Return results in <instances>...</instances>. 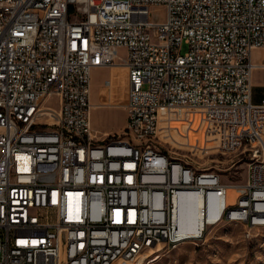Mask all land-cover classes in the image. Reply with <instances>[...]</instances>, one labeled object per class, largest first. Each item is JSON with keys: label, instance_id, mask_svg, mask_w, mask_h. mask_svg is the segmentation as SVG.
Listing matches in <instances>:
<instances>
[{"label": "built area", "instance_id": "1", "mask_svg": "<svg viewBox=\"0 0 264 264\" xmlns=\"http://www.w3.org/2000/svg\"><path fill=\"white\" fill-rule=\"evenodd\" d=\"M160 6L166 20L151 21ZM259 49L264 0H0V264L133 262L197 244L216 217L260 229ZM118 66L128 70L127 128L98 141L92 72ZM185 107L249 146L245 184L159 148L163 118ZM196 198L201 228L184 232L183 206Z\"/></svg>", "mask_w": 264, "mask_h": 264}, {"label": "rangeland", "instance_id": "2", "mask_svg": "<svg viewBox=\"0 0 264 264\" xmlns=\"http://www.w3.org/2000/svg\"><path fill=\"white\" fill-rule=\"evenodd\" d=\"M150 17L153 22H164L167 10L161 6L152 7ZM187 51L185 45L183 53ZM120 56L125 57L126 51L121 50ZM252 62L259 66L264 64V49L253 53ZM123 72L119 69L112 73V78H103L101 91L106 97L120 101L124 90L121 83ZM252 79L254 101L257 103L262 95L255 90V86H262L264 92V69H256ZM49 105L55 106L56 100H51ZM123 114L122 109L96 110L95 120L99 130L117 133L124 125ZM232 133L235 134L234 130L226 128L205 110L180 108L163 118L159 148L184 163L189 161L195 166L217 172L226 185H243L248 179L250 148L244 144L238 148L234 146L233 137H230ZM235 197L236 193L227 192V203H234ZM116 264H264V227L251 230L246 224L230 223L226 217H216L213 227L197 244L181 242L180 246L171 249L162 245L158 250L146 252L137 261L120 260Z\"/></svg>", "mask_w": 264, "mask_h": 264}, {"label": "crops", "instance_id": "3", "mask_svg": "<svg viewBox=\"0 0 264 264\" xmlns=\"http://www.w3.org/2000/svg\"><path fill=\"white\" fill-rule=\"evenodd\" d=\"M255 50L254 52H256ZM253 52V53H254ZM122 69L124 72L122 73V85H123V94L121 95L120 101L114 98L106 97L101 90H103V78L106 79L112 78L113 72L116 70ZM100 89V91H98ZM255 90L262 95L260 97L261 101L264 99V92H262V86H255ZM129 99V78H128V70L123 66L118 67H110V68H97L93 70L92 72V82H91V104H92V110H91V122H92V128L96 132L97 140L98 141H104L107 137L121 134L125 131L127 128L128 123V115L126 110V105L128 103ZM257 102L260 103L261 101ZM98 109H122L123 114V122L124 125L121 129L118 130L117 133H113V131L110 132H101L99 130V126L97 125V122L95 120V111Z\"/></svg>", "mask_w": 264, "mask_h": 264}, {"label": "bare ground", "instance_id": "4", "mask_svg": "<svg viewBox=\"0 0 264 264\" xmlns=\"http://www.w3.org/2000/svg\"><path fill=\"white\" fill-rule=\"evenodd\" d=\"M256 66H259V65H256ZM259 67H257L258 69ZM253 80V79H252ZM196 201H197V198L194 199V203H185L184 206H183V211H182V226H181V229L182 231L184 232H195L198 230L197 226L199 224L197 223H200L197 219V211H196V208H197V204H196ZM200 202V201H198ZM227 222H230V223H237V224H246L245 223V220H236V222H231V218H226ZM192 222H194L193 224H191ZM200 228H201V224L199 225ZM264 227V224L261 228ZM127 262H130V261H127Z\"/></svg>", "mask_w": 264, "mask_h": 264}]
</instances>
